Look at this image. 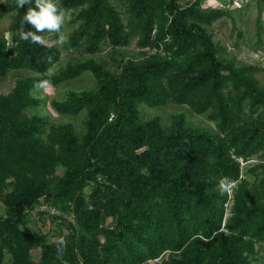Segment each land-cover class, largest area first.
Segmentation results:
<instances>
[{
	"label": "trees",
	"instance_id": "16d2710c",
	"mask_svg": "<svg viewBox=\"0 0 264 264\" xmlns=\"http://www.w3.org/2000/svg\"><path fill=\"white\" fill-rule=\"evenodd\" d=\"M202 2L58 0L65 14L77 10L66 48L96 54L136 41L153 52L118 60L116 71L89 58L53 75L59 46L19 36L22 26L35 31L23 19L35 0L0 2V16L12 18L9 38L0 36V78L35 74L0 95V264H264V86L255 77L264 68L222 56L210 26L230 11ZM86 72L94 89L50 101L59 115L84 116L81 135L72 122L26 113L44 101L33 91ZM168 103L206 115L216 130L183 114L169 125L142 118V104ZM43 203L57 212L40 211ZM34 209L57 226V239L24 228Z\"/></svg>",
	"mask_w": 264,
	"mask_h": 264
},
{
	"label": "rangeland",
	"instance_id": "374dc122",
	"mask_svg": "<svg viewBox=\"0 0 264 264\" xmlns=\"http://www.w3.org/2000/svg\"><path fill=\"white\" fill-rule=\"evenodd\" d=\"M4 0H0L2 2ZM193 0H179L180 4L187 5ZM202 8H228L230 13L210 26V31L214 41L222 49V56L226 59H235L238 65H256L264 68V2L256 0H243L239 5H235L232 0H203ZM240 6V7H238ZM263 10V34L261 40L257 35L258 17ZM77 10L67 12L66 19L62 25L64 34L68 37L72 31L71 18ZM12 18L10 16H0V36L9 38L8 28ZM45 43L54 44L56 41L46 39ZM61 49L60 61L54 65L48 75H53L60 69L64 68L69 62H77L94 58L103 63L107 68L116 71L117 62L122 58H130L135 61L141 60L150 55L153 50L147 48H139L136 41H132L126 47H112L109 44H103L101 51L96 54H85L78 49H69L63 45H58ZM35 75L27 70L11 71L5 78H0V95H6L12 91L17 79L26 78ZM259 84L264 86V69L255 73ZM97 82L90 72H86L80 77L64 82L57 87L47 83L40 89L33 91L34 95L43 98L42 106L34 109H27L26 113L30 116H45L49 124H60L72 122L79 135L83 129V115L71 118L57 114L50 106L53 99L61 100L65 97L68 90L82 92L94 89ZM141 116L144 120L158 116L164 125H169L173 115H185L189 125L214 132L216 130L215 123L206 115H198L194 113L188 105L168 103L161 107L150 108L141 105ZM254 163H249L252 165ZM24 228L29 231L44 234L52 240L57 239L58 228L52 224L49 216L41 213L39 210H32L26 217Z\"/></svg>",
	"mask_w": 264,
	"mask_h": 264
},
{
	"label": "clouds",
	"instance_id": "9594fccd",
	"mask_svg": "<svg viewBox=\"0 0 264 264\" xmlns=\"http://www.w3.org/2000/svg\"><path fill=\"white\" fill-rule=\"evenodd\" d=\"M30 2L31 0H16L19 8H23ZM23 19L35 31L25 32L22 26L19 31V36L22 40L28 41L30 39L32 43L44 45V37L37 35V33H44L47 30L50 33H59V38L56 41L57 45H63L67 42L66 35L61 31L66 19L65 10L59 5L58 0H35V8L29 7ZM224 186L225 183L222 180L221 187L223 188Z\"/></svg>",
	"mask_w": 264,
	"mask_h": 264
},
{
	"label": "built area",
	"instance_id": "2783aa9c",
	"mask_svg": "<svg viewBox=\"0 0 264 264\" xmlns=\"http://www.w3.org/2000/svg\"><path fill=\"white\" fill-rule=\"evenodd\" d=\"M242 1L243 0H233V3L235 5H239V2H242ZM238 7H240V6H238ZM239 161L241 162V165L242 166H245V165H248L249 163H254L257 160L255 158H252V159H249L247 161H244L242 158H240ZM235 186H236V182H231L228 185V201L225 204L228 212H229L230 207L232 205ZM39 210L40 211H43V212H48L50 214H55L57 212V210H56V208L54 206H51V205L45 204V203H43V204L40 205ZM224 230L226 231V229H224Z\"/></svg>",
	"mask_w": 264,
	"mask_h": 264
}]
</instances>
